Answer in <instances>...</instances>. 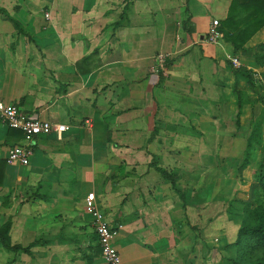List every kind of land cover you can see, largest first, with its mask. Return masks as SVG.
Segmentation results:
<instances>
[{
	"label": "crops",
	"instance_id": "crops-1",
	"mask_svg": "<svg viewBox=\"0 0 264 264\" xmlns=\"http://www.w3.org/2000/svg\"><path fill=\"white\" fill-rule=\"evenodd\" d=\"M230 2L0 0L19 24L0 14V98L69 127L29 139L0 121V226L11 223L12 245L35 243L29 253L0 245V264H105L85 212L91 193L122 264H174L186 205L156 168L186 170L184 140L222 121L228 58L244 57L206 34ZM158 53L165 76L152 71ZM26 145L27 166L6 162Z\"/></svg>",
	"mask_w": 264,
	"mask_h": 264
},
{
	"label": "rangeland",
	"instance_id": "rangeland-1",
	"mask_svg": "<svg viewBox=\"0 0 264 264\" xmlns=\"http://www.w3.org/2000/svg\"><path fill=\"white\" fill-rule=\"evenodd\" d=\"M261 42H264V28L246 46L252 47ZM236 54L250 59L246 62L244 58H239L244 68L259 81L252 86L245 78L234 74L232 69L234 81H225L223 102L228 107H224L222 121L208 123L202 139L184 140L193 150L191 156H183L181 160L186 162L187 169L179 171V168L184 169L179 165L177 172L169 171L176 179V188L183 195L184 210L187 212L186 217L178 218L174 264H229L228 260L235 257V251L224 249V246L236 239L244 215L242 208L264 204V192L257 182L259 173L264 178V168L259 167L264 136H261L260 144H253L248 165L241 168L253 122L257 120L262 128L264 126V102L259 100V96H264V86L259 77L264 67L254 65L253 52ZM234 90L241 97L240 110ZM212 92L210 88L209 95ZM237 121L239 125H236ZM193 135L196 136V133ZM198 147L202 148V154H197L200 152ZM189 164L192 166L188 167ZM177 197L179 203L180 197Z\"/></svg>",
	"mask_w": 264,
	"mask_h": 264
},
{
	"label": "trees",
	"instance_id": "trees-1",
	"mask_svg": "<svg viewBox=\"0 0 264 264\" xmlns=\"http://www.w3.org/2000/svg\"><path fill=\"white\" fill-rule=\"evenodd\" d=\"M0 14L10 20L19 30V24L12 20L5 10L0 8ZM190 25V16H187L183 21V29ZM264 28V0H231L228 7L226 18L219 21V32L224 43L230 45L235 53L252 54L254 65L264 67V42L255 46L247 47L248 41L261 29ZM188 34L191 33V30ZM234 74L242 76L252 86H255L257 81L253 78L250 70L240 67L234 69ZM260 83L264 86V70L260 74ZM238 109H241L242 101L240 94L234 90ZM259 100L264 102V96H259ZM239 125V122H236ZM12 130V129H11ZM16 131V130H15ZM19 132V131H18ZM21 133V132H20ZM261 136H264V126L257 120L253 122L251 134L246 144L245 158L241 164L244 169L248 165V159L252 150L253 144L261 143ZM259 167L264 168V144L263 156ZM164 180L171 183L172 188L177 192L181 201H184L182 193L176 188V179L172 174L167 173L161 168H156ZM1 176V173H0ZM258 186L264 192V178L262 173L257 175ZM244 213L237 231L236 239L233 243L224 246V249L235 251V257L228 260L229 264H264V204L257 203L256 206H244ZM11 223L7 221L0 226V245L3 249L9 252L29 253L35 243L30 244L27 248L12 245L9 238Z\"/></svg>",
	"mask_w": 264,
	"mask_h": 264
},
{
	"label": "built area",
	"instance_id": "built-area-1",
	"mask_svg": "<svg viewBox=\"0 0 264 264\" xmlns=\"http://www.w3.org/2000/svg\"><path fill=\"white\" fill-rule=\"evenodd\" d=\"M49 19V14H45ZM221 40L219 32V21L212 20L206 34V41L210 44H218ZM155 65L152 71L156 74L166 75V62L168 54L158 53L154 55ZM234 69L242 67L236 58H228ZM0 121L9 129L21 132L29 139L42 135L55 134L58 138L69 129L68 126L40 120L35 114H26L16 105L7 104L0 98ZM32 156L31 145L15 147L7 155L8 164H18L27 166ZM85 212L91 217L93 228L97 237L100 257L105 264H122L121 257L114 245L117 236V230L110 226L104 214L95 203L94 194H88L85 199Z\"/></svg>",
	"mask_w": 264,
	"mask_h": 264
}]
</instances>
